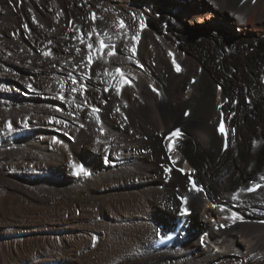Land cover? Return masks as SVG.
Here are the masks:
<instances>
[{
	"label": "bare ground",
	"instance_id": "obj_1",
	"mask_svg": "<svg viewBox=\"0 0 264 264\" xmlns=\"http://www.w3.org/2000/svg\"><path fill=\"white\" fill-rule=\"evenodd\" d=\"M251 180L264 181V0H0V264H264ZM184 207L186 232L156 248Z\"/></svg>",
	"mask_w": 264,
	"mask_h": 264
},
{
	"label": "snow or ice",
	"instance_id": "obj_2",
	"mask_svg": "<svg viewBox=\"0 0 264 264\" xmlns=\"http://www.w3.org/2000/svg\"><path fill=\"white\" fill-rule=\"evenodd\" d=\"M29 11H31V10H29ZM134 15H135V14H134ZM92 19L95 20V13L92 14ZM33 22H35V17H33ZM144 26H145L144 23L141 22V24H140L141 30L144 28ZM23 27H24L26 30H28V26H27V24H24ZM120 27H121V28H124V27H125V24H124V21H123V20L120 21ZM29 31H30V30H29ZM89 35H90V34H89ZM74 38H75V37H74ZM133 39H135V37H133ZM82 42H83V41H82ZM106 47H107V45H106L102 40L99 41V49H98V51L103 52V50H104ZM87 48H88L89 51L91 52V49L93 48V44H92V43H89V44L87 45ZM77 51L79 52V49H77ZM131 52H132L133 54H135V52H136V47H135V46L132 47ZM107 54H108V56L111 57V56L115 55V52H114V51H109ZM51 55H52L51 51H44V52H43V56L46 57V58L50 57ZM172 55H173V54H172L171 52H169V56H172ZM172 62H173V65L175 66V70H176L177 72H180V71H181V67H180V65L175 61V59H173ZM92 63H93V57H92L91 54H89V56H88V64L91 65ZM115 71H116V73H119V74H120L121 79L123 80V79H124V74H123V72L121 71V69L117 68ZM69 75L71 76V73H69ZM127 82H128V81L125 80V83H127ZM73 83H75V79H74V78H73ZM27 87H28L29 90H31V91H34V90H35V89L32 88V85H31V84H28ZM81 87L83 88L84 86L81 85ZM72 90L75 91L76 89L73 88ZM154 90H155V89H154ZM106 91H107V89H106ZM119 91H120V89L118 88V89H117V93H118V94H119ZM58 98H59L61 101H65V97H64L63 94H60V95L58 96ZM225 102H227V100H226ZM105 103H106V101H105ZM76 107L79 108V107H81V106H80V105H76ZM220 107H222V105H220ZM91 110H92L93 113H97V112H99V109H98L97 107H95V106H92ZM55 111L59 112V111H62V109L59 108V107H57V108L55 109ZM116 111H119V108H117ZM187 114H188V113H185V115H187ZM56 122H57V123H64V124L67 123L66 121H56ZM9 127H11V124H9ZM81 127H83V125H81ZM219 130L221 131L222 134H224V129H223V125H222V123H221V125H220V127H219ZM100 131L103 132L104 129L101 128ZM65 135H67V133H65ZM179 135H180V129H175L174 131H172V132L169 133V136H171V137H178ZM224 146H225V149L228 147V145H227V140L225 141V145H224ZM171 147H172V146L170 145V147H169V151H171ZM74 168H76V175H78V176L81 175V174H83V175H85V176L90 175V173H89L88 171H86L82 165H76V164H74ZM180 172L183 173V172H184V169H180ZM260 187H261V186H260L259 184H256L254 187H249L247 190H248L249 192H252V191H254L255 189L260 188ZM192 190H194V191H196V192H201V191H202V189H201L200 187H198L194 181L192 182ZM181 199H182V201H183L184 204H187V202H188V197L185 196V197H182ZM183 212H184L185 215L189 214V208H188V207H184V208H183Z\"/></svg>",
	"mask_w": 264,
	"mask_h": 264
},
{
	"label": "rangeland",
	"instance_id": "obj_3",
	"mask_svg": "<svg viewBox=\"0 0 264 264\" xmlns=\"http://www.w3.org/2000/svg\"><path fill=\"white\" fill-rule=\"evenodd\" d=\"M190 2L192 1V0H189ZM236 30L238 31V32H240V30L238 29V28H236ZM236 30H234V29H232V31L234 32V33H236ZM195 77V76H194ZM190 82L191 83H193L191 80H190ZM219 82V84L220 85H222L223 84V81H218ZM194 84V83H193ZM216 88H220V86H218V83L216 84ZM222 89V88H221ZM231 98V97H230ZM230 100H232V98L230 99ZM229 100V98H228V100H227V102H229L230 101ZM231 102V101H230ZM236 115V113L234 114V116ZM227 118H228V120H229V122L231 121V118H229V113L227 112ZM233 118V117H232ZM236 125V124H235ZM179 126H181V125H179ZM236 126H238V125H236ZM170 132V131H169ZM223 152H226V150H222ZM115 160V159H114ZM109 167V166H108ZM227 177H229V176H227ZM197 183H199L198 181H197ZM245 185H247V184H245ZM201 243H203V242H201Z\"/></svg>",
	"mask_w": 264,
	"mask_h": 264
},
{
	"label": "trees",
	"instance_id": "obj_4",
	"mask_svg": "<svg viewBox=\"0 0 264 264\" xmlns=\"http://www.w3.org/2000/svg\"><path fill=\"white\" fill-rule=\"evenodd\" d=\"M109 161H116V160H111V159H109ZM117 163V162H116Z\"/></svg>",
	"mask_w": 264,
	"mask_h": 264
}]
</instances>
